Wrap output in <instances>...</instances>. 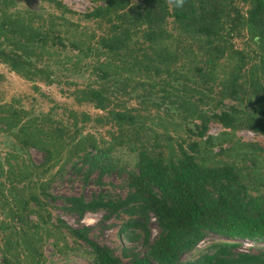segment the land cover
<instances>
[{
    "label": "trees",
    "instance_id": "1",
    "mask_svg": "<svg viewBox=\"0 0 264 264\" xmlns=\"http://www.w3.org/2000/svg\"><path fill=\"white\" fill-rule=\"evenodd\" d=\"M45 1L61 12H71L59 0ZM100 1L101 4L83 17L105 23L104 33L95 45L88 43L79 47L77 40L71 41L78 49L77 56H97L94 64L86 63L83 67L93 77L84 87L76 86L71 94L77 103H90L104 113L92 116L72 110L70 114L75 126L79 120L110 124L113 130L109 141L100 145L103 140L99 142L91 133L83 134L81 127L71 130L65 125H51L48 114L40 118L30 116L24 108L0 102V132H7L15 139L13 149L0 159V199L11 203L8 213L12 218L27 225L20 235L23 251L30 256H41L36 229L43 222L57 229L65 227L75 239L84 242L93 264H264V249L242 252L237 250L239 243L235 241L249 238L264 242V181L260 183L262 189L253 195L233 163L209 164L205 158L206 149L214 152L218 147L215 154L225 151L224 140L238 130L245 128L257 133L262 127L253 117H243L235 109L215 113L214 119L209 120L190 102L197 85H185L179 91L173 83L179 73L176 64L184 60L178 47L189 50L190 44L186 41L192 39L197 41L205 58L202 65L192 60L193 80L212 81L216 65L227 55L228 59H236V63L223 79L222 92L230 95L239 89L245 54L230 43L227 47L224 26H228L229 35L239 26L246 28L264 54V0H239L247 5L245 12L235 5L236 0H185L181 8L172 6L168 0ZM1 3L13 1L1 0ZM34 16H38L35 11L24 16L0 7V62L25 79H39L50 85L58 81L43 59L49 52L46 46L51 49L50 33L56 21L51 17L49 27L41 29L33 24ZM170 18L176 34L168 29ZM63 25L68 29L73 26L66 20ZM56 40L62 43L60 36ZM99 51L103 53V60ZM260 60L264 67V57ZM131 94L140 99L143 108L149 102L155 110L162 104H177L195 116L200 120L196 125L198 140L174 143L168 132L158 133L154 117L126 103L124 98L130 99ZM153 96L156 98L152 99ZM257 108L264 114V104ZM212 122L225 130L206 136ZM159 134L164 136V143L158 140ZM242 142L241 146L251 148L252 154L255 149H262L255 142ZM120 145H127L135 154L134 169H125L128 191L124 196L99 192L86 200L83 195L58 197L49 192L50 180L45 175L55 166L63 150L68 151L64 164L78 157L82 165H88L86 176L99 170L101 178L113 168L104 160ZM30 148L42 152L40 163L32 160ZM57 198L63 201L67 212L79 218L86 212L99 210L105 211L106 217L125 214L127 219L122 230L127 231L129 241L140 240L144 251L123 247V254L128 258L124 261L110 246L90 236L89 225L75 228L60 217L51 222L47 207ZM30 214L36 220L29 219ZM152 219L158 228L155 236L150 227ZM208 233L230 241L215 243L212 251L182 261V256ZM2 264H12V261L5 255Z\"/></svg>",
    "mask_w": 264,
    "mask_h": 264
},
{
    "label": "rangeland",
    "instance_id": "2",
    "mask_svg": "<svg viewBox=\"0 0 264 264\" xmlns=\"http://www.w3.org/2000/svg\"><path fill=\"white\" fill-rule=\"evenodd\" d=\"M12 1V4H4L0 0V7L5 8L8 13L15 14L17 12L24 16H28L29 11H35L38 16H34L32 22L41 29L48 28L50 18L54 17L56 24L53 27V33H50L53 38L52 46H50L51 49L46 46V51L49 52L45 53L43 60L44 64L52 69L53 77L58 82L48 85L39 79H25L13 72L6 64L0 62V102L8 103L16 108H24L30 116L37 115L40 118L43 114H48L51 119L49 122H52L51 125H65L71 130L77 126L81 127L83 134L91 133L99 142L103 140L100 145L109 141L110 132L113 130L110 124L100 125L92 120L87 122L79 120L75 126L74 117L70 114L72 110L77 113L86 112L92 116L104 113L90 103H77L71 94L76 86L84 87L91 81L93 76L83 70V67L86 63L92 65L97 60L96 55L84 58L77 56L78 49L71 44V41L77 40L79 47H84L88 43L95 45L97 38L104 33L103 29L106 28V24L93 19H86L83 14L92 11L102 1L59 0L71 12H61L60 9L45 0ZM235 5L242 12L247 9V5L239 0L235 1ZM65 20L73 25L70 29L63 25ZM224 27L223 35L227 38V47L230 43L235 49H241L245 54L244 64L238 79L240 88L231 91L230 95L222 92L223 79L227 76L231 65L236 63V59H228L227 55L223 56L216 65V76L212 81L206 83L199 78L193 80L190 71V68L193 67L192 60L198 65H202L205 58L199 51L197 41L192 39L186 41L190 44L189 50H183L182 46L178 47L180 57L184 60L176 64L179 73L176 74L177 78L173 83L179 91L186 88L185 85H197V91L190 96V102L194 103L197 111L202 112L209 120L214 119L215 113L235 109L243 117H253L254 122L262 127V130L256 131L254 137H249L246 134L241 135L238 130L236 134L224 140L223 147H226V150L219 154L214 153L218 147L214 148V152L213 150L210 152L208 149L205 150L206 162L209 164L233 163L240 177L242 176V180L248 184V191L254 195L262 189L260 183L264 181V114L257 108L259 104H264V67H262L260 60L264 54L248 35L246 28L239 26L236 31L229 35L227 34L228 26L225 25ZM168 29L176 34L171 18ZM93 35L94 38H91ZM57 36L62 38V43L56 40ZM99 54H101L100 60H103V53L99 51ZM40 63L42 64L43 61ZM182 75L191 80H187ZM131 95L133 96L130 99L124 98L126 103L129 106L140 107L141 112L154 117L158 123L154 125L158 133L168 132L173 137L174 143L198 140L196 125L200 123V120L195 116H190L177 104L175 106L162 104L157 108L158 110H155L149 102L148 107L143 108L139 102L140 99L133 98L134 94ZM155 98V96L152 97V99ZM208 131L219 133L223 131V128L212 122L208 126ZM160 134L158 140L164 143V136ZM236 137L240 138L241 141ZM14 142L15 139L11 134L0 132V159H3L7 151L13 149ZM240 142H255L262 149H255L254 154H252V149L241 146ZM28 153L35 163H40L43 159L42 152L36 149L30 148ZM21 154L25 155L23 152ZM67 154V149L63 150L55 166L45 175V178L50 180L49 192L54 196L83 195L86 200H89L92 195L99 192L122 196L127 193L125 171L134 169L135 161V154L127 148V145L116 146L111 151L110 158L105 159L104 162L111 163L113 168L103 174L101 178H99V170H95L86 176L88 165H82L81 159L78 157H74L72 161L64 164ZM9 204L11 203L0 199V264H2L5 255L12 261V264H93L89 248L84 242L75 239L67 228L57 229L52 227L50 223L42 222L36 229V237L40 238L38 246L41 256H30L26 251L24 252L20 235L22 229H26L27 225L25 222L20 223L10 216L8 213ZM63 206V201L57 198L47 207L51 215V222L55 223L57 217H60L68 225L75 228L89 225L90 236L99 243L110 246L114 253L124 261H128V258L123 254V247H134L140 252L144 251L140 240L129 241L126 236L127 231L122 230L123 222L127 219L125 214L106 217L107 213L99 210L86 212L82 218H79L67 212ZM29 219L36 220V216L30 214ZM150 227L153 236H155L158 228L153 219L150 222ZM225 241L230 240L208 233L193 250L185 253L181 260L190 261L200 254L212 251L213 244ZM235 241L239 243L237 249H241L239 251L255 253L264 249V242L261 241H256L257 244L250 247L242 243V239L237 238Z\"/></svg>",
    "mask_w": 264,
    "mask_h": 264
},
{
    "label": "built area",
    "instance_id": "3",
    "mask_svg": "<svg viewBox=\"0 0 264 264\" xmlns=\"http://www.w3.org/2000/svg\"><path fill=\"white\" fill-rule=\"evenodd\" d=\"M221 126V125H220ZM222 127V126H221ZM223 128V127H222ZM223 130H225L224 128H223ZM218 133H210L209 131H207V134H206V136L207 135H212V136H215V135H217ZM239 134H241V135H244V134H246L247 136H249V137H254V135H255V132L254 131H252V130H250V129H245V128H243V129H240L239 130ZM206 136H204V138H206ZM240 136V135H239ZM250 140V139H249ZM250 141H252V140H250ZM243 240V242L242 243H244L246 246H248V247H250V246H255L256 244H257V242L255 241V240H251V239H249V238H243L242 239ZM241 243V244H242ZM241 248V247H240ZM239 250H241V249H239ZM245 251V250H244ZM243 252V251H242ZM246 252H248V251H246Z\"/></svg>",
    "mask_w": 264,
    "mask_h": 264
},
{
    "label": "clouds",
    "instance_id": "4",
    "mask_svg": "<svg viewBox=\"0 0 264 264\" xmlns=\"http://www.w3.org/2000/svg\"><path fill=\"white\" fill-rule=\"evenodd\" d=\"M168 2L176 8H181L183 7L185 0H168Z\"/></svg>",
    "mask_w": 264,
    "mask_h": 264
}]
</instances>
